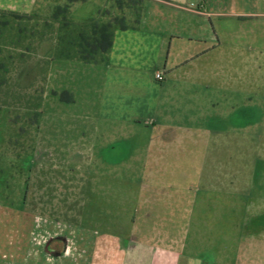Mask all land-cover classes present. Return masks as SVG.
<instances>
[{"label": "rangeland", "instance_id": "1", "mask_svg": "<svg viewBox=\"0 0 264 264\" xmlns=\"http://www.w3.org/2000/svg\"><path fill=\"white\" fill-rule=\"evenodd\" d=\"M8 6L22 5L0 3ZM52 9L29 14L49 17ZM33 45L22 58L5 49L12 58L0 86V264L116 255L111 244L123 250L122 239L141 231L132 226L142 222L143 200L151 220L176 225L173 234L186 240L199 236L190 251L236 254L224 231L234 238L264 226V47L238 69L240 82L232 68L222 93L200 84L191 98L183 90L162 99L158 116H133L128 132L131 125L110 129L113 117L100 109L96 65L65 67L51 60L48 39ZM248 247L255 264L256 247Z\"/></svg>", "mask_w": 264, "mask_h": 264}, {"label": "crops", "instance_id": "2", "mask_svg": "<svg viewBox=\"0 0 264 264\" xmlns=\"http://www.w3.org/2000/svg\"><path fill=\"white\" fill-rule=\"evenodd\" d=\"M64 2L0 0V3L22 5L8 6L4 10L28 14H43L46 9ZM111 2H77L72 6L69 18L78 23L100 17L106 19L109 15H103V11L111 7ZM111 10L119 11L115 6L110 8V13ZM54 46L55 41L51 40L49 48ZM262 47L264 0H144L136 27L116 30L109 61L96 65L99 69L97 92L103 99L100 109L111 114V123L123 125L120 129L131 125L127 127L131 132L135 123L132 117L158 116L162 99L183 97V90L191 98L192 87L200 84H218L215 89L222 93L232 68L240 82L245 76L238 69H245L248 57H255L254 52L261 53ZM51 60L55 61V58ZM58 62L65 67L75 63L60 58ZM158 71L164 74L162 81L156 79ZM236 94L239 98L240 89ZM114 124L110 129H118ZM104 127L107 128L106 124ZM140 211L143 213L142 222L132 227L141 228V231H133L122 239L125 249L116 250V245L111 244V252L117 254L100 253L91 264H248L250 245L256 247L255 264H264V226L247 231L246 224V230L234 238L224 231L220 238L229 240V244L235 241L237 253L231 254L224 249L220 254L211 255L204 250L190 251L192 246L201 244L199 236L186 240L173 234L171 228L176 225L167 226L151 220L153 209L144 200Z\"/></svg>", "mask_w": 264, "mask_h": 264}, {"label": "trees", "instance_id": "3", "mask_svg": "<svg viewBox=\"0 0 264 264\" xmlns=\"http://www.w3.org/2000/svg\"><path fill=\"white\" fill-rule=\"evenodd\" d=\"M84 1L65 0L53 7L49 17L0 9V86L7 82L10 70L6 59L12 58V52L7 55L6 50L20 49L22 58L43 39L55 41L52 58L94 65L107 63L116 30L136 27L144 0H115L111 7L119 11L114 14L110 13L111 7L104 9L103 15L108 14V18L74 22L69 18L70 10L75 3ZM6 36L11 39L6 40Z\"/></svg>", "mask_w": 264, "mask_h": 264}, {"label": "built area", "instance_id": "4", "mask_svg": "<svg viewBox=\"0 0 264 264\" xmlns=\"http://www.w3.org/2000/svg\"><path fill=\"white\" fill-rule=\"evenodd\" d=\"M156 79H157L158 81H162V80L164 79V74H163L162 71H158V72L156 73Z\"/></svg>", "mask_w": 264, "mask_h": 264}, {"label": "flooded vegetation", "instance_id": "5", "mask_svg": "<svg viewBox=\"0 0 264 264\" xmlns=\"http://www.w3.org/2000/svg\"><path fill=\"white\" fill-rule=\"evenodd\" d=\"M54 242H56V241H54ZM54 242H49V244L52 243V245H53V250H54L55 252H57L58 250L56 251V249H55V248H56V245H54V244H55ZM56 243H57V242H56ZM48 248H50V247H48Z\"/></svg>", "mask_w": 264, "mask_h": 264}]
</instances>
